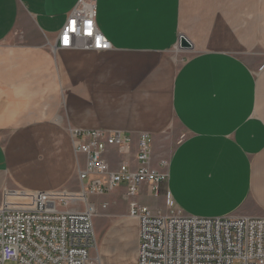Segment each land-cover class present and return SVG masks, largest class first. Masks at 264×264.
<instances>
[{"label":"crops","instance_id":"0c3cea01","mask_svg":"<svg viewBox=\"0 0 264 264\" xmlns=\"http://www.w3.org/2000/svg\"><path fill=\"white\" fill-rule=\"evenodd\" d=\"M78 2L0 0V194L77 191L70 128L104 127L153 135L152 165L166 159L168 178L134 199L154 213L167 212L169 190L185 214L264 217V0H96L112 47L56 48ZM181 34L193 48L179 49ZM91 195L120 218L101 264H127L126 184Z\"/></svg>","mask_w":264,"mask_h":264},{"label":"built area","instance_id":"2783aa9c","mask_svg":"<svg viewBox=\"0 0 264 264\" xmlns=\"http://www.w3.org/2000/svg\"><path fill=\"white\" fill-rule=\"evenodd\" d=\"M96 0H79L60 30L56 48L103 51L111 41L98 28ZM78 159L77 191L5 188L0 202V264H101L94 219L99 207L89 200L126 184L129 214L139 219L138 264H264V217H203L185 214L166 193L167 212L154 213L134 197L148 183L159 195L168 161L152 165L149 132L70 128ZM116 149V153L111 152ZM129 154L136 160H115ZM80 155H84L82 159ZM116 164V166H115ZM104 204L103 207H106Z\"/></svg>","mask_w":264,"mask_h":264},{"label":"rangeland","instance_id":"374dc122","mask_svg":"<svg viewBox=\"0 0 264 264\" xmlns=\"http://www.w3.org/2000/svg\"><path fill=\"white\" fill-rule=\"evenodd\" d=\"M236 40L230 39V43L232 45V42ZM257 48L264 50V39H258L257 40ZM178 56V54H175ZM179 130L174 131L172 137H179L180 134L178 133ZM173 143L168 148V152L171 151L173 147ZM117 164V159L115 160ZM115 164V166H116ZM78 170V169H77ZM78 176V174H77ZM5 183V177L3 175H0V184L4 185ZM81 185L78 187L80 189ZM122 195H119L117 191H114L113 194L110 195V198H117L122 199ZM2 199V194H0V202ZM89 200L91 202H94L98 205L99 210L98 213L95 216L94 219V225H95V233L98 241V246L101 247V244L104 242V240L108 237H110L112 234H117V223L120 219L117 211H113L111 208V205L109 204L108 200L105 199L102 195H91L89 196ZM128 200V199H127ZM125 199V201H127ZM129 202V201H127ZM104 204H108L107 207H103ZM124 226L126 227V248L125 250L129 253L131 252V256L128 257L127 264H135V239L138 231V221L134 219V216H131L129 212H127L125 217ZM116 229V231H115ZM116 236V235H115ZM102 251V250H101ZM95 256H99L98 250L94 251ZM5 264H19L16 260H8ZM233 264H242L240 260H235Z\"/></svg>","mask_w":264,"mask_h":264},{"label":"water","instance_id":"95a60500","mask_svg":"<svg viewBox=\"0 0 264 264\" xmlns=\"http://www.w3.org/2000/svg\"><path fill=\"white\" fill-rule=\"evenodd\" d=\"M178 47L179 49H190L193 48V43L186 35L181 34L179 37Z\"/></svg>","mask_w":264,"mask_h":264}]
</instances>
